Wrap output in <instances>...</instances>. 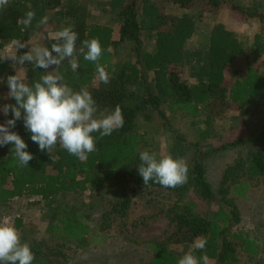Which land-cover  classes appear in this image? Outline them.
Masks as SVG:
<instances>
[{
	"label": "trees",
	"instance_id": "obj_1",
	"mask_svg": "<svg viewBox=\"0 0 264 264\" xmlns=\"http://www.w3.org/2000/svg\"><path fill=\"white\" fill-rule=\"evenodd\" d=\"M225 6L231 18L240 15L243 19L257 21L258 30L252 37L251 55L264 57V0H109V10L121 20L116 42L112 41L110 26L87 24L86 8L75 0H9L7 7L0 11V52L7 41L25 43L32 31L39 32L42 47L51 49L56 38L50 34L71 26L78 33L79 66L73 71L65 60L55 70L74 90L87 86L98 111L111 112L119 105L125 121L123 127L110 136L100 138L99 133H94L97 150L83 161L58 145L50 154L46 150L40 151L22 119L10 129L28 145L26 151L33 155V159L27 167H21L11 152L13 145L0 147V207H8L17 198L33 199V202L41 204L43 215L48 218V236L29 240L21 236L34 253L33 264H70L66 253L69 245L82 246L87 241L89 212H85L84 205L66 201V196L81 195L85 191L108 192L113 197L111 212L122 217L134 200L145 196H151V200L158 190L175 197L165 211L168 224L175 228L169 237L172 245L182 244L184 251L188 250L198 258L207 255L218 264H232L237 257L235 240L250 260L248 264H264L255 260L260 250L256 241L243 233L232 232V227L240 222V216L237 205L228 198V195L244 197L249 188L248 179L264 176V109L255 112V122H243L242 137L221 142L207 151H201L197 144L191 145L194 151L187 165L188 179L182 186L165 188L153 181L144 186L137 170L140 153L148 151L145 149L148 145L145 133L137 130V119L150 120L155 112L162 125L170 128L167 115L161 109L163 104L192 117L206 110L207 127L215 116L229 107L230 102L239 109L249 103L264 105V73L256 67L248 66L240 78L234 80L229 88L226 86L225 68L243 52V47L239 36L221 23L211 26L206 48L191 54L195 84L190 86L180 76L184 47L194 34L195 13H205L214 18ZM29 11L35 13V19L31 26L25 28L19 21ZM44 16L48 17L47 24L37 27ZM145 30L154 33L151 51L142 50L141 35ZM92 38H98L103 48L99 63L108 74V83L100 81L98 85L94 84L96 65L84 60L79 52L82 42ZM123 44H129L130 51L125 60L116 61L112 49ZM25 52L26 48L18 54ZM145 71L152 73L153 90L146 83ZM44 74V69L30 63L28 78L22 80L31 86ZM9 75L15 73L0 53V109L5 104H15V100L7 96L6 78ZM136 85L143 87L142 94L133 89ZM1 113L5 122L13 118L11 112L8 116ZM210 136L207 128L199 131L201 139ZM175 140L181 143L182 137L176 135ZM248 143L253 145V149L247 157L235 159L224 171L223 180L229 182L226 191L222 192L226 209L219 206L213 211L200 212L194 202L185 201V197L192 195L205 203L214 202L215 194L206 179L201 159ZM243 177L245 179H241ZM12 224L22 231L20 218H15ZM201 240L206 241L203 250L196 247ZM149 249L152 257L147 264H178L183 256L171 251L165 241L149 245Z\"/></svg>",
	"mask_w": 264,
	"mask_h": 264
},
{
	"label": "rangeland",
	"instance_id": "obj_2",
	"mask_svg": "<svg viewBox=\"0 0 264 264\" xmlns=\"http://www.w3.org/2000/svg\"><path fill=\"white\" fill-rule=\"evenodd\" d=\"M86 8L87 24L97 23L110 26L113 30L112 41L118 40V28L121 20L115 12L108 7L109 0H75ZM246 2L247 0H242ZM176 10V9H175ZM227 6L223 7L218 15L212 16L205 13H195L196 25L194 34L187 41L184 47V57L180 63V76L190 86L195 84V65L191 54L195 50H204L207 46L208 34L214 23H221L227 30L233 29L239 36L243 52L229 64L224 71L225 84L229 88L234 80L240 78L247 67L252 65L260 73H264V57L256 58L251 55L252 37L258 30V23L254 19H243L237 15L233 18L228 14ZM216 17V18H215ZM54 35V34H52ZM38 31H32L30 38L26 41L27 51L34 46H41ZM142 50L151 51L154 46V33L143 31L141 35ZM114 59L123 61L130 51L129 44L114 47ZM16 52L15 46L9 47L4 52L5 59L9 61L15 75L21 79L28 78L30 63L22 67L12 63L10 56ZM19 55V54H18ZM22 55V54H20ZM51 71V69L49 68ZM146 83L153 90L152 73L144 72ZM98 75L94 84L98 85ZM133 89L143 93V87L136 85ZM161 109L166 113L170 128L162 125V120L154 112L152 118L146 120L138 117L137 130L145 133L148 145L145 147L151 153H156L157 158L172 155L173 158H182L188 165L193 154L191 145L197 144L201 151H207L221 142H229L234 138L244 136L243 122L252 120L255 122V112L264 109L261 103H249L243 109L232 102L227 109L215 116L207 127V112L202 110L197 116L192 117L171 109L165 103ZM110 112L98 111L97 116ZM0 124H5L0 111ZM208 129L210 138H199L201 129ZM180 135L182 142L177 143L175 136ZM253 149L251 143L225 149L221 152L205 156L201 159L205 167L206 179L210 183L215 194L214 202L205 203L195 196L185 197V201L196 204V210L208 212L216 210L217 207L226 205L222 200V192L226 191L229 182H224L223 174L235 159L244 160L249 151ZM236 173V172H235ZM241 179H245L244 177ZM249 188L244 197H233L228 195L237 205L240 222L232 227V232L243 233L258 241L262 245L261 255L255 259L264 262V176L256 179H248ZM151 196L136 199L129 206L125 215L118 217L111 212L113 197L108 192L85 191L81 195L65 197L68 202L75 201L84 205L85 212L90 215L88 224L90 233L87 241L82 246L69 245L66 250L70 264H147L152 257L149 245L165 241L166 246L173 252L184 255L188 250H183V245H172L169 237L175 228L169 225L165 211L170 207L175 197L160 190ZM33 199L17 198L8 207H0V222L12 223L15 218H20L23 229L20 231L28 240L30 238H46L48 218L43 215L44 210L41 204L33 202ZM86 206V208H85ZM237 251V257L232 264H248L249 259L239 247L237 241L233 240ZM190 248V247H189ZM201 264L203 262L201 261ZM209 264H218L215 260L209 259Z\"/></svg>",
	"mask_w": 264,
	"mask_h": 264
},
{
	"label": "clouds",
	"instance_id": "obj_3",
	"mask_svg": "<svg viewBox=\"0 0 264 264\" xmlns=\"http://www.w3.org/2000/svg\"><path fill=\"white\" fill-rule=\"evenodd\" d=\"M8 4L9 0H0V11ZM34 19L35 13L29 11L19 22L27 28ZM47 22L48 17L44 16L37 27L46 25ZM54 35L56 43L52 44L51 49L34 46L22 55H18V52L28 48V45L14 40L16 52L8 58L17 66L31 63L36 68L44 69L46 73L31 86L17 75L6 78L9 89L7 96L14 99L15 104H5L0 109L4 116H8L10 112L13 116L5 124H0V147L13 145L11 152L21 167H27L33 159V155L26 151L28 145L21 136L10 130L21 119L40 151L46 150L50 154L58 145L81 161L97 150L94 133H99L100 138L110 136L122 128L125 122L119 105L110 113L98 117L96 101L87 86L74 90L65 82L64 76L55 70L67 60L75 71L79 66V59L76 48L78 33L71 26L62 27ZM79 52L83 54L84 60L96 65L98 79L108 83V74L99 63L103 55L99 39L84 40ZM52 66H55L54 69L48 71ZM139 160L137 170L144 186L153 181L165 188H175L187 182L188 166L182 158L174 159L172 155H166L158 159L156 153L143 151ZM205 245L206 241L201 240L196 247L203 250ZM34 259V253L30 245L22 241L20 231L12 223L0 222V264H33ZM201 261L209 264L208 256L198 258L189 252L178 260V264H201Z\"/></svg>",
	"mask_w": 264,
	"mask_h": 264
},
{
	"label": "crops",
	"instance_id": "obj_4",
	"mask_svg": "<svg viewBox=\"0 0 264 264\" xmlns=\"http://www.w3.org/2000/svg\"><path fill=\"white\" fill-rule=\"evenodd\" d=\"M231 31H233L234 33H236L233 29H231ZM50 36H55V35H52V34H50ZM30 38V37H29ZM26 43V42H25ZM14 45H13V41H7V42H5L4 43V46H3V48L1 49V55L4 57V58H6L5 57V54H4V52L6 51V49H8L9 47H13ZM251 238V237H250ZM253 239V238H252ZM254 240V239H253ZM256 241V240H255ZM256 243H257V246L259 247V253H258V256L257 257H259L260 255H261V253H262V245L258 242V241H256Z\"/></svg>",
	"mask_w": 264,
	"mask_h": 264
}]
</instances>
